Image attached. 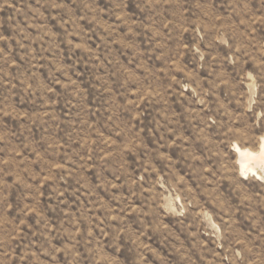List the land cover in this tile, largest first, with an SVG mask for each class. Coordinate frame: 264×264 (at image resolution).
Masks as SVG:
<instances>
[{"label": "rangeland", "instance_id": "obj_1", "mask_svg": "<svg viewBox=\"0 0 264 264\" xmlns=\"http://www.w3.org/2000/svg\"><path fill=\"white\" fill-rule=\"evenodd\" d=\"M264 0H0V264H264Z\"/></svg>", "mask_w": 264, "mask_h": 264}, {"label": "bare ground", "instance_id": "obj_2", "mask_svg": "<svg viewBox=\"0 0 264 264\" xmlns=\"http://www.w3.org/2000/svg\"><path fill=\"white\" fill-rule=\"evenodd\" d=\"M239 170L242 174H251L257 178H263L259 169L264 171V139L258 151L248 147H241L238 143L234 148Z\"/></svg>", "mask_w": 264, "mask_h": 264}]
</instances>
